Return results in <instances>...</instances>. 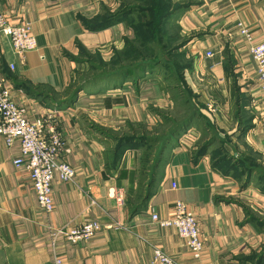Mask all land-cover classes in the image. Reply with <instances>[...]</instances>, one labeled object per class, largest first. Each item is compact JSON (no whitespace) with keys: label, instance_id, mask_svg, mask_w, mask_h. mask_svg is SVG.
I'll use <instances>...</instances> for the list:
<instances>
[{"label":"crops","instance_id":"0c3cea01","mask_svg":"<svg viewBox=\"0 0 264 264\" xmlns=\"http://www.w3.org/2000/svg\"><path fill=\"white\" fill-rule=\"evenodd\" d=\"M109 1L0 0L8 22L30 23L38 43L18 55L0 34V75L27 120L56 114L75 170L70 182L54 179L46 215L28 170L14 164L21 144L0 138V264H53L52 231L88 222L104 230L78 245L60 236L65 264H150L154 249L177 264H264V93L250 54L264 41V0H178L184 38L172 57L190 96L181 107L160 78L76 89L88 55L134 37L125 20L97 29ZM179 201L199 220L200 259L175 229L151 222L171 218Z\"/></svg>","mask_w":264,"mask_h":264},{"label":"built area","instance_id":"2783aa9c","mask_svg":"<svg viewBox=\"0 0 264 264\" xmlns=\"http://www.w3.org/2000/svg\"><path fill=\"white\" fill-rule=\"evenodd\" d=\"M242 36L251 39V33L239 23ZM0 34L11 40L14 51L18 55L37 50L38 43L32 33L30 23L11 25L0 8ZM250 54L257 68L259 88L264 93V41L251 45ZM213 58L212 51L206 53ZM56 114H45L34 122L25 117V110L17 104L13 90L7 85L6 79L0 75V138L6 146L15 142L21 144L22 158L15 161V166L26 167L30 182L34 188L39 208L49 215L54 212L53 181L56 177L64 182H70L75 176V170L66 159L65 141L57 124ZM176 187V186H174ZM121 203L124 197L120 193H112ZM151 222L161 229H175L186 242V246L194 258L200 259L203 252L200 223L196 215L188 209L185 203L177 202L174 214L169 219L161 218L158 214L151 215ZM100 222H88L70 231L58 229L52 231L49 247L53 264H65L61 248V239L72 245L92 242L103 231ZM150 264H177L160 249H154L153 260Z\"/></svg>","mask_w":264,"mask_h":264},{"label":"rangeland","instance_id":"374dc122","mask_svg":"<svg viewBox=\"0 0 264 264\" xmlns=\"http://www.w3.org/2000/svg\"><path fill=\"white\" fill-rule=\"evenodd\" d=\"M179 3L178 0H110L101 17L124 13L127 24L134 29V37L123 44L121 50L107 55H88L85 70L77 77L76 89L88 91L96 86L135 85L142 79L160 78L168 87H176L172 92L174 102L180 107L186 105L190 96L172 57L184 38L175 19ZM141 132L146 135L145 130ZM152 169L153 164L148 170Z\"/></svg>","mask_w":264,"mask_h":264},{"label":"trees","instance_id":"16d2710c","mask_svg":"<svg viewBox=\"0 0 264 264\" xmlns=\"http://www.w3.org/2000/svg\"><path fill=\"white\" fill-rule=\"evenodd\" d=\"M123 15H124V13H118L115 16H111V17H107V18L100 16V18H99L100 19V21H99V26L100 27H97V29L108 27V26H110L111 24H113V23H115L117 21H121V20H125L126 21V19H125V17ZM82 91L83 90H79V92H82ZM187 125H188V123H187V121H185V123H183L181 126H179V128L178 127L174 128L172 133L174 134L176 132L175 134H177V130L181 129L183 126H184L183 128H186ZM173 134H170L169 138H173L175 136V134L174 135ZM209 144L211 145V143H209ZM158 155H159V151H158ZM148 194H150V192Z\"/></svg>","mask_w":264,"mask_h":264}]
</instances>
